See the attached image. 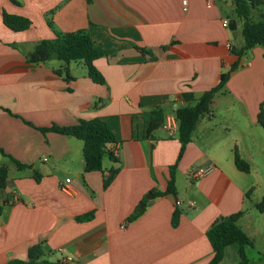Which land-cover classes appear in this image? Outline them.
Masks as SVG:
<instances>
[{"label": "crops", "instance_id": "obj_1", "mask_svg": "<svg viewBox=\"0 0 264 264\" xmlns=\"http://www.w3.org/2000/svg\"><path fill=\"white\" fill-rule=\"evenodd\" d=\"M182 1L0 0V165L7 166L0 264L26 260L36 244L44 254L33 264H62L64 257L77 264H208V228L237 211V224L256 245L252 210L261 199L247 202L264 194V130L256 122L260 104L264 108V47L238 54L242 27L235 13L227 14L232 4L186 0L184 10ZM3 12L31 23L14 31ZM259 14L264 0L252 19ZM53 28L83 29L105 50L93 62L104 84L90 79L81 60H27L36 43L53 37ZM226 72L180 157L177 130L170 134L160 125L147 134L153 109L163 111L164 121L174 117L185 104L183 93L199 97ZM93 118L103 119L116 137L119 170L106 188L103 171L84 172L82 140L38 129ZM235 152L248 162L247 172L236 167ZM113 164L105 157L102 170ZM173 164L176 193L148 201L146 194L166 188ZM208 164L210 174L190 177ZM66 178L71 194L60 189ZM136 208L142 211L129 221ZM175 209L177 225L171 223ZM89 212L91 218L77 219ZM228 253L239 264L236 243L219 264ZM258 254L248 264H264V252Z\"/></svg>", "mask_w": 264, "mask_h": 264}, {"label": "trees", "instance_id": "obj_2", "mask_svg": "<svg viewBox=\"0 0 264 264\" xmlns=\"http://www.w3.org/2000/svg\"><path fill=\"white\" fill-rule=\"evenodd\" d=\"M89 1V0H87ZM232 8L235 15L241 21V32L243 43L238 49L241 55L245 50L254 47H264V14H259L257 20L252 19V12L258 9L260 0H232ZM3 23L14 31L25 30L30 25V20L19 15L2 13ZM52 27V25L49 23ZM53 37L42 39L35 44L33 50L27 55V60L32 63L45 62L49 59L56 58L66 64L71 61L81 60L87 69L88 76L95 83L104 84L105 80L98 72L94 65V60L105 54V50L100 47L83 29L61 32L52 29ZM141 51L148 53L146 49ZM67 71V68H64ZM59 72V70H57ZM228 72L220 75L218 83L205 90L199 97H195L192 92L183 93L184 105L174 109V118L177 121V137L180 142L179 157L182 154L185 145L190 141L191 135L196 127L197 122L211 111V104L215 93L220 90L227 78ZM71 76L67 75L66 78ZM8 111V110H6ZM164 122L163 111L155 108L150 112V119L147 128L149 135ZM256 122L264 130V108L260 104L259 111L256 115ZM41 132L53 131L64 135H70L83 141V160L84 172L103 171V187H107L119 170V161L114 154L113 144L116 143V137L106 122L101 118L80 120L78 123L69 126H59L51 124L46 127L38 128ZM4 156H10L3 153ZM108 157L113 161V165L107 170H102V161ZM19 168L28 167L26 164L14 160ZM234 163L236 167L247 172L249 164L238 153H234ZM7 166L0 165V189L6 185ZM175 165L169 167V177L164 190L153 191L154 196H163L165 194H175ZM256 209L263 213L264 216V194L261 200L255 204ZM3 211V204L0 203V214ZM142 211L136 208L128 216V220H134ZM92 212L77 217L78 220H85L92 217ZM180 212L174 210L172 213L171 223L177 225ZM242 215V211L220 216L217 218L206 232V236L213 250V256L208 264H219L224 257V250L227 246L236 243L240 257L239 264H248L249 259L246 255V249L253 246L252 239L237 224V220ZM44 252L40 244L29 247L28 258L26 260L15 259L6 264H33L43 256Z\"/></svg>", "mask_w": 264, "mask_h": 264}, {"label": "built area", "instance_id": "obj_3", "mask_svg": "<svg viewBox=\"0 0 264 264\" xmlns=\"http://www.w3.org/2000/svg\"><path fill=\"white\" fill-rule=\"evenodd\" d=\"M182 5H183V9L185 10L186 9V0H183L182 1ZM222 24L224 26L227 25V19L226 18H223L221 20ZM162 126L167 129V131L172 134L173 132H175L177 130V121L175 120L174 117H167L165 119V121L163 122ZM115 150H114V154H115ZM116 155V154H115ZM214 169V166L212 164H208L206 165L204 168H197V169H194L190 172V177L191 178H194V179H200V178H203L205 176H207L208 174H210ZM69 178H66L64 183L61 184L60 186V189L67 193V194H71L72 193V190L70 188V186L68 185L69 184ZM176 205H180L181 204V201L180 200H176ZM189 206H192L193 205V202L192 201H188L187 202ZM123 227V226H121ZM62 264L64 263H71V264H77V263H74L73 259L71 257H64L62 259Z\"/></svg>", "mask_w": 264, "mask_h": 264}, {"label": "rangeland", "instance_id": "obj_4", "mask_svg": "<svg viewBox=\"0 0 264 264\" xmlns=\"http://www.w3.org/2000/svg\"><path fill=\"white\" fill-rule=\"evenodd\" d=\"M227 14L232 16L234 15V12L231 11H227ZM260 198V194L259 193H255L253 195L250 196V201L247 202V204H251V203H256L257 201H259ZM253 212V222H254V240L256 241V245L247 248V256L248 258H256L259 254L258 252H264V244L262 242H260V240H264V217L262 214L259 213V211H257L256 209L252 210ZM258 226H260V228H258ZM230 250V249H229ZM224 264H235V262H233V257L230 256V254L228 253L226 261H224Z\"/></svg>", "mask_w": 264, "mask_h": 264}, {"label": "water", "instance_id": "obj_5", "mask_svg": "<svg viewBox=\"0 0 264 264\" xmlns=\"http://www.w3.org/2000/svg\"><path fill=\"white\" fill-rule=\"evenodd\" d=\"M223 1H225L226 3H228V4H232V0H223ZM152 197H153V194L152 193H149V194H146L145 195V198L149 201V200H151L152 199ZM144 205V203H142V204H140V207L141 206H143Z\"/></svg>", "mask_w": 264, "mask_h": 264}]
</instances>
